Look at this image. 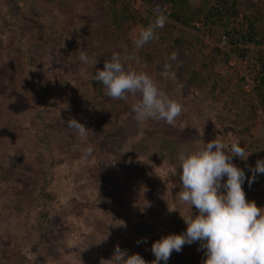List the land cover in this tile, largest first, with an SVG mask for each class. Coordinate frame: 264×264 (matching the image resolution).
<instances>
[{"label":"trees","instance_id":"obj_1","mask_svg":"<svg viewBox=\"0 0 264 264\" xmlns=\"http://www.w3.org/2000/svg\"><path fill=\"white\" fill-rule=\"evenodd\" d=\"M77 1L0 0V17L8 16L11 22L15 15L21 17L15 30L0 35V201L7 195L14 196L9 209L24 221L27 230L23 248L0 249V264H31L22 255L24 248L40 245H46L52 256L56 254L53 242L69 232L70 226L63 217L69 211L68 205L74 207L75 203L60 200L62 188L56 184L57 177L66 174L60 173L62 166H70L80 157L73 151L76 133L66 125L70 118L89 129L95 126L96 133H91L90 139L95 148H110L113 153L120 152L138 162L135 174L142 187L138 219L142 221L150 215V220L132 230L127 204L119 200V210L110 217L114 229L103 230L108 239L100 241L108 248L102 254L104 259L112 258L117 244L133 254L140 247V235L150 232L153 225L186 231L181 215L198 213L193 206L178 200L181 169L177 157L181 151H196L214 140L216 127L230 128L232 138L250 154L247 161L239 157L232 161L244 169L247 177L252 176L249 166L255 167L257 160L264 159V0H199L195 4L191 0H141L136 9L128 0H95L83 19L78 17L81 14ZM27 3L29 6L24 9ZM155 9L161 10L167 22L156 30L159 39L137 49L128 32L137 26L146 28L156 18ZM32 11L38 12L41 21L31 17ZM56 11L57 20L50 27L45 19L53 18ZM213 28H221L227 39L223 49L205 48L198 37L197 33ZM30 37L35 44H29ZM249 49L256 55L249 60L258 62L259 83L254 97L242 91V78L229 73L230 55L246 58ZM172 52L178 53V59L171 62L175 88L180 92L178 98L194 101L183 102L184 111L174 126L155 120L139 125L128 109L132 96L126 104L124 100H113L105 95L104 86L94 80L96 70H102L113 53H119L124 64L129 57H135L131 66L125 64L126 69L136 68L150 75L154 70L163 72ZM81 53L89 58L85 67L78 59ZM71 74L76 85L64 98L56 97L54 79L61 81ZM168 83L169 80L164 84ZM201 100L209 105L208 115L213 117L199 119ZM187 117L189 123L177 125L178 119ZM153 160L171 169L169 207H164V201L160 203L166 189H158L149 175ZM87 168L79 186L87 188V183L110 181L106 174L93 176L97 170ZM243 187L247 199L262 207L264 174L258 173L251 187L246 180ZM109 199H113L112 195ZM182 207L188 210L180 215ZM169 208L175 211L170 212ZM157 240L145 242L143 258L149 264L155 260L151 247ZM199 247V242L186 244L181 252L173 251L167 264H203L206 257ZM99 260L96 264H100ZM48 261L53 260L50 257Z\"/></svg>","mask_w":264,"mask_h":264},{"label":"clouds","instance_id":"obj_2","mask_svg":"<svg viewBox=\"0 0 264 264\" xmlns=\"http://www.w3.org/2000/svg\"><path fill=\"white\" fill-rule=\"evenodd\" d=\"M154 11L155 20L141 29L134 41L137 49L159 39L156 30L163 28L167 22V17L160 9ZM78 59L85 64L89 62L88 56L83 53ZM177 59L176 52L167 57L168 62L163 66L165 78L172 71L171 62ZM94 80L104 86L105 95L113 100L126 101L129 95H139L140 99L131 105V110L141 126L148 120L164 121L174 126L184 111L183 105L161 90L150 75L126 69L119 53H113L110 60H105L104 68L96 70ZM241 89L247 93L243 85ZM247 94L254 97V92ZM258 112L262 114L261 110ZM66 125L82 141L86 140L88 128L83 123L70 118ZM93 152L94 146L88 144L83 155L87 158ZM249 155L239 142H231L226 149L219 139L206 143L196 151L179 153L181 190L178 200L193 206L198 214L188 217L181 215L187 225L186 231L169 234L152 244L155 260L150 264H160L161 261L167 264L173 251L179 253L186 244L196 242L200 244L198 250L203 251L206 257L203 264H264V208L257 206L254 200L249 201L243 187L246 180L251 187L257 174H264V159L257 160L255 167L249 166L251 178L246 176L244 169L232 162L233 157L247 161ZM169 211L175 210L169 208ZM146 240H138L137 244ZM100 264L149 262L139 253L130 255L117 244L112 258L101 257Z\"/></svg>","mask_w":264,"mask_h":264},{"label":"rangeland","instance_id":"obj_3","mask_svg":"<svg viewBox=\"0 0 264 264\" xmlns=\"http://www.w3.org/2000/svg\"><path fill=\"white\" fill-rule=\"evenodd\" d=\"M14 1L16 0H12V2ZM94 1L95 0L77 1V7L79 8L78 10L81 14L78 16L80 19H83V16H85L86 13L90 11V8L93 6L92 4H94ZM191 1L194 4L199 2V0ZM28 6V3L24 4L23 8H28ZM74 11L78 12L77 9H74ZM58 14L59 13L56 11L55 14H52L53 18H49L48 21H46V19L43 17L46 22L45 24L50 27L54 25L57 20V17H54V15ZM37 15V11L31 12V17L37 19V21H41V18ZM20 21L21 17L16 15L13 22H11V19H9L8 16L4 15L0 17V35L10 32L11 30H15L16 25H20ZM64 23L65 21L63 22V24ZM32 24L33 23H31V25ZM194 26L200 28L199 25ZM227 26H229V24ZM259 26H261V24ZM141 29H143L141 26H137L131 29L128 32L129 38L132 41H135L139 37ZM211 31L205 32L204 34L197 33L198 37L201 39L206 35L209 36L206 42L205 40L203 41L205 44V48L215 47L216 43L218 44L217 40L221 39V37L223 36L221 28H213V30ZM30 35L32 34L30 33ZM63 37L62 38L64 40L65 36ZM28 40L29 44H35V42L33 43L31 37L28 38ZM63 40L61 39L60 42H63ZM55 53L58 54V51H55ZM254 55L250 51L247 57L251 59L254 57ZM130 61L132 63H135V57H129L125 61V64L131 66L132 63ZM82 64L83 67L86 66L85 63ZM134 71L138 72L136 68ZM150 76L156 81L160 89L168 94L170 98L175 99L182 105L184 101H190V104L194 103L192 99L188 100L184 98H178V94L180 92L175 88V78L173 71L168 73L167 79L163 76V72L155 70L152 71V74H150ZM167 80H169V83L164 84ZM53 83L55 85L54 94L56 97L60 98H64L65 96H67L69 89L76 85L72 74L67 76V78H63L61 81L54 79ZM139 99V95L132 96V98L129 99V102L132 105ZM197 100L200 101V99ZM126 103L127 102L123 101V104ZM131 105L128 108L130 112L132 111ZM208 106V104L204 103L203 100H201V104L199 105V119H203V117L205 118L208 115V113L210 112V108ZM183 107L185 108L184 105ZM217 110L218 109H216V111ZM209 116L213 117V115L210 114L208 115V117ZM189 119V117H187L186 120L178 119L177 125L182 127L185 123H189ZM114 123L116 124L117 122L114 121ZM94 128L95 126L92 129L88 128L87 138L83 141L75 134L77 143L75 142L76 145H74L73 151L75 153H79L80 157H78V160L73 162L70 166H62L60 173H68L67 175L64 174V176H67V178H64V176L57 177L58 182L56 185L62 188L60 190V200H64V202H67L69 204L75 203L74 207H71V204L68 205L69 211L67 215L63 217V220L67 223L68 226H70L69 232L66 235L59 236L58 240L53 242L56 248V254L52 256L50 253H48L46 245H40L32 249L24 248V252L22 253V255L31 264H96V261L103 257L102 254L108 250V248L102 245L100 241L101 239H108L105 235H103V230L111 231L114 229V225L110 217L112 213H114L116 210H119V200H123L125 204H127V212L131 218L132 230L139 228L140 226H142L140 224H144L145 222L150 220V215H146L142 221H139L138 219V214L142 211V207L139 204L142 187L139 181V177L135 174L136 171H138V162L135 159L127 155L120 154V152H117L115 154L110 148L104 151L102 147H94L93 154L90 157H84V148L88 144L93 145V142L90 141V139L92 138L91 133H96L94 131ZM215 139H219L220 141H222L225 144L226 149L228 146H230L231 142L235 141L232 138V130L230 128L227 129L226 127H216ZM111 147H114L113 143H111ZM87 166L97 170L93 171V176H96L97 174H99V176H103V174H106V179L107 177H110V181H107V183L96 182L95 185L93 183H87V188L79 186L81 184V180H84L85 168H87ZM149 171V175L151 176V179H153L154 182H156V184L158 185V189H166V192L160 197L162 199L160 203L164 201V207H169L170 196L167 195V189L171 169L165 163H162L158 160H153L150 163ZM87 178L88 176L86 177V179ZM76 180H78L77 183H75ZM110 195H112L113 197L112 200L109 199ZM13 204V195H7L4 197L3 202L0 201V249L7 248L10 250H14L23 248V245H21V243L27 235L24 221L9 209ZM261 206L262 208H264V201L262 202ZM187 210L188 207H182L181 209H179V212L183 214ZM180 233L181 232L169 229L167 226L156 224L153 225V228L150 232H143L140 235L139 239L140 241H143L144 238H147V242L151 238L161 239L162 237H165L169 234ZM139 246V248H136L134 250L133 254L139 253L143 257V254L146 251V244L145 242H141ZM50 257L54 262L48 261V258Z\"/></svg>","mask_w":264,"mask_h":264},{"label":"built area","instance_id":"obj_4","mask_svg":"<svg viewBox=\"0 0 264 264\" xmlns=\"http://www.w3.org/2000/svg\"><path fill=\"white\" fill-rule=\"evenodd\" d=\"M132 8L139 7L142 4L141 0H128ZM152 13H154L152 11ZM209 38L208 35L202 37L203 40ZM226 37L222 36L219 44H216L217 47L223 49L226 45ZM231 60L229 62V73L232 74L234 78H242L243 79V89L247 93H253L254 88L258 85L259 79L257 77L258 70V62L257 60H249L248 57L241 58L240 56L230 55Z\"/></svg>","mask_w":264,"mask_h":264}]
</instances>
